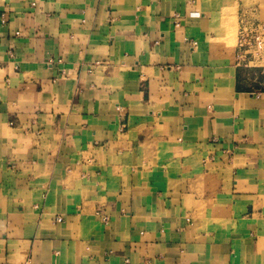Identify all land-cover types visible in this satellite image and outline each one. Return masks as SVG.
Segmentation results:
<instances>
[{
	"label": "crops",
	"instance_id": "1",
	"mask_svg": "<svg viewBox=\"0 0 264 264\" xmlns=\"http://www.w3.org/2000/svg\"><path fill=\"white\" fill-rule=\"evenodd\" d=\"M259 21L0 0V264H264V63L236 49Z\"/></svg>",
	"mask_w": 264,
	"mask_h": 264
},
{
	"label": "built area",
	"instance_id": "2",
	"mask_svg": "<svg viewBox=\"0 0 264 264\" xmlns=\"http://www.w3.org/2000/svg\"><path fill=\"white\" fill-rule=\"evenodd\" d=\"M254 47L256 48L254 50H257L255 54L251 52ZM261 49H264V21L255 23L243 22L238 37V58H240L238 54H248V59L254 60L255 55ZM260 60L264 62V55L260 57ZM57 220L60 221L61 218Z\"/></svg>",
	"mask_w": 264,
	"mask_h": 264
},
{
	"label": "rangeland",
	"instance_id": "3",
	"mask_svg": "<svg viewBox=\"0 0 264 264\" xmlns=\"http://www.w3.org/2000/svg\"><path fill=\"white\" fill-rule=\"evenodd\" d=\"M240 29H241V26L240 28H238V32H237V41H236V49L238 50V37H239V32H240ZM237 30V29H236ZM228 39L233 40V36L232 35H229V37L227 36ZM229 42V41H228ZM230 43V42H229ZM256 49L255 47L252 48L251 52H253V54H255L257 52V50H254ZM238 53V51H237ZM240 58H238L237 56V59L239 61H241V67L240 68H246V69H253V67H255L256 69H263L261 68L263 66V61L260 60V57L264 55V49H261L258 54L255 55V59L252 60V59H248V54L244 55V54H238Z\"/></svg>",
	"mask_w": 264,
	"mask_h": 264
}]
</instances>
